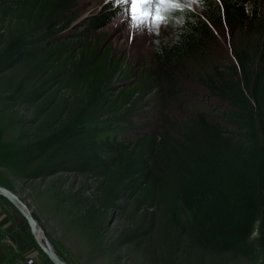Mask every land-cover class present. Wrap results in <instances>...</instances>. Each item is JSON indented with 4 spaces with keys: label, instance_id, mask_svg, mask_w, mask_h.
<instances>
[{
    "label": "trees",
    "instance_id": "obj_1",
    "mask_svg": "<svg viewBox=\"0 0 264 264\" xmlns=\"http://www.w3.org/2000/svg\"><path fill=\"white\" fill-rule=\"evenodd\" d=\"M73 5L0 0V26L7 24L0 35V165L26 180L61 173L94 177L95 204L75 219L90 230L95 218L97 244L104 241L100 232L113 208L130 227L113 244L129 243L152 264H227L241 258L264 264L259 2L197 0L199 11L170 5L167 11L179 17L177 30L155 45L152 63L136 83L116 90L114 77L135 74L95 39L108 13L63 40L54 38L55 28L48 30ZM227 30L230 39L219 40L218 31ZM224 40L233 47V60L222 67L212 46ZM199 62L207 68L197 69ZM190 80L201 89L190 91L203 97L199 104L185 99L189 89L180 88ZM144 107L158 109L156 129L134 140L99 138L103 119L131 120ZM8 130L16 133L12 140L5 139ZM0 184L12 189L2 179ZM84 184L55 198L60 204L88 203ZM0 203L10 206L2 196Z\"/></svg>",
    "mask_w": 264,
    "mask_h": 264
},
{
    "label": "rangeland",
    "instance_id": "obj_2",
    "mask_svg": "<svg viewBox=\"0 0 264 264\" xmlns=\"http://www.w3.org/2000/svg\"><path fill=\"white\" fill-rule=\"evenodd\" d=\"M255 1L259 2L264 18V0H249L250 3ZM71 2H73L74 7L66 12L65 16H61L54 21L48 27V30L55 28L57 31L54 38L63 40L62 38H68L83 31L88 20L108 13L109 15L105 16L108 22L95 32V39L99 44H103L104 48L112 51L115 57L125 60L135 74V76L129 77L128 80L114 77L112 80V87H115L114 90L136 83L140 79L141 72L146 71V67L151 65L155 45L159 40H169L177 30L176 26L180 23L179 17L167 11L170 5L178 3L199 11L197 0H166V2L161 3L159 8V12L165 17V22L156 28L149 21L141 30H136L130 19V14H126L123 7L116 6L114 0H71ZM6 27V23L1 24L0 35H4L7 32ZM42 31L47 30L42 29ZM229 34L230 31L227 30L224 31V35H219V31L218 36L215 35L220 40L219 37L221 39L223 37L224 39H230ZM231 40L237 41L238 39L232 35ZM219 44L220 42L212 46V52L223 67L233 60L231 53L233 47L225 40L221 42V46ZM196 68L203 70L207 68V65L200 63ZM193 84L195 86L196 80L195 82L191 80L183 82L180 88L181 90L189 89V94L185 96V99L193 100L199 104L203 97L190 91L192 89L200 91L201 89L193 88ZM138 106L141 107L142 104ZM22 108L27 115L29 109L26 108L28 111H25L23 106ZM3 109L4 107L2 106L0 111H3ZM156 110L158 109L151 108L146 112V107L140 108L131 120L123 116L116 119L112 117L105 118L103 119L105 121L98 125L102 129L98 132L99 138L108 137L112 141H120L127 138L134 140L143 134L149 133L157 127L158 116L156 118ZM172 113L175 115L176 110H172ZM13 136H16V133L13 130H8L5 139L12 140ZM0 179L10 184L12 189H8L18 195L23 204L35 214L38 227L46 236L52 249L55 253L57 251L61 253L63 258L67 260L63 259V261L67 264H152L150 257L146 253L135 251L133 247H130L129 243L125 245L113 244L114 239L118 238L122 229L127 230L130 228H125L126 220L118 218L116 210L113 208L106 215L105 226L100 232V237L104 239L102 245L97 244V238L94 239L96 231L94 227L96 224L95 218L92 217L88 223L91 227L90 230L83 226L80 228L77 225L80 222L75 219V215L83 213L87 209L88 204L95 200L98 183L94 177L61 173L36 180H26L15 177L0 165ZM83 183H85L84 186L87 188L84 190L82 198L87 199L88 203L66 200L60 204L55 198L56 192L68 195L71 192H76ZM4 199L10 204L6 208L17 211L6 198ZM97 215L96 213L95 216L97 217ZM40 240L42 241V238ZM33 242L40 252L38 257L40 264H54L41 251L34 239ZM227 264H260V262L241 258Z\"/></svg>",
    "mask_w": 264,
    "mask_h": 264
},
{
    "label": "crops",
    "instance_id": "obj_3",
    "mask_svg": "<svg viewBox=\"0 0 264 264\" xmlns=\"http://www.w3.org/2000/svg\"><path fill=\"white\" fill-rule=\"evenodd\" d=\"M1 203L0 264H27L28 259L40 264V252L33 242L26 221L18 211L8 209Z\"/></svg>",
    "mask_w": 264,
    "mask_h": 264
},
{
    "label": "snow or ice",
    "instance_id": "obj_4",
    "mask_svg": "<svg viewBox=\"0 0 264 264\" xmlns=\"http://www.w3.org/2000/svg\"><path fill=\"white\" fill-rule=\"evenodd\" d=\"M114 2L116 6L123 7L126 14H130L136 30H141L149 21L156 28L165 22L159 8L166 0H114Z\"/></svg>",
    "mask_w": 264,
    "mask_h": 264
},
{
    "label": "water",
    "instance_id": "obj_5",
    "mask_svg": "<svg viewBox=\"0 0 264 264\" xmlns=\"http://www.w3.org/2000/svg\"><path fill=\"white\" fill-rule=\"evenodd\" d=\"M0 196L6 198L20 213V215L24 218V220L27 223V226L29 228L30 234L32 238L37 243L38 247L41 249V251L54 263V264H67L65 261H63L52 249L50 243L46 239V236L43 234V232L38 227L37 221L34 218L32 211L23 204L22 200L19 198L18 195L13 193L8 188L0 185ZM38 230L42 234V238L44 239L45 243H42L38 240L37 232Z\"/></svg>",
    "mask_w": 264,
    "mask_h": 264
},
{
    "label": "bare ground",
    "instance_id": "obj_6",
    "mask_svg": "<svg viewBox=\"0 0 264 264\" xmlns=\"http://www.w3.org/2000/svg\"><path fill=\"white\" fill-rule=\"evenodd\" d=\"M37 236H38V240L40 241V242H42V243H45V241H44V239L42 238V234H41V232L38 230V232H37ZM42 238V241L40 240Z\"/></svg>",
    "mask_w": 264,
    "mask_h": 264
},
{
    "label": "built area",
    "instance_id": "obj_7",
    "mask_svg": "<svg viewBox=\"0 0 264 264\" xmlns=\"http://www.w3.org/2000/svg\"><path fill=\"white\" fill-rule=\"evenodd\" d=\"M34 262H35V260H33V259H28L27 260V264H35Z\"/></svg>",
    "mask_w": 264,
    "mask_h": 264
}]
</instances>
